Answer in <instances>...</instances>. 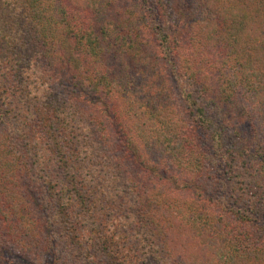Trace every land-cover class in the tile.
Listing matches in <instances>:
<instances>
[{
  "label": "trees",
  "instance_id": "obj_1",
  "mask_svg": "<svg viewBox=\"0 0 264 264\" xmlns=\"http://www.w3.org/2000/svg\"><path fill=\"white\" fill-rule=\"evenodd\" d=\"M28 254L264 264V0H0V264Z\"/></svg>",
  "mask_w": 264,
  "mask_h": 264
},
{
  "label": "rangeland",
  "instance_id": "obj_2",
  "mask_svg": "<svg viewBox=\"0 0 264 264\" xmlns=\"http://www.w3.org/2000/svg\"><path fill=\"white\" fill-rule=\"evenodd\" d=\"M40 172H43V171H40ZM35 185V184H34ZM39 185V184H38ZM31 188H32V186H30ZM36 187V186H35ZM40 187V186H39ZM52 225H54V226H52L51 227V229L50 230H44L42 233H41V237H44L45 235H46V233L47 232H51V235H55L56 236V241H58V232H59V230L58 229H56V226H55V224L54 223H51ZM45 229H46V227H45ZM47 236V235H46ZM59 243H61V242H59ZM8 245V244H7ZM7 245H6V247H7ZM15 244H12V246H14ZM61 246V245H60ZM57 251H58V253H56V256H61L62 254H63V250L59 247V248H57ZM56 251V252H57ZM60 251V252H59ZM16 255H19L18 254V252H17V250H15V252H14ZM33 256V257H32ZM31 258H36V256H34V255H30V254H28L27 256H26V260H22V261H24L23 262V264H29L27 261H30L31 260ZM45 258L47 259V261L49 262V263H57L58 262V257H53L52 255H46L45 256ZM60 259H62V258H60ZM63 260H65V261H67V259L66 258H64ZM19 261H21L20 260V258H19ZM32 261H34L33 259H32ZM31 261V262H32ZM67 264H73V263H67Z\"/></svg>",
  "mask_w": 264,
  "mask_h": 264
}]
</instances>
